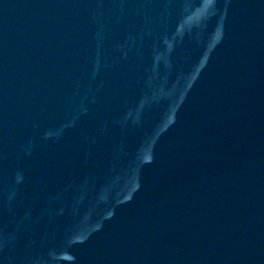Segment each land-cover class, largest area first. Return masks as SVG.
I'll return each instance as SVG.
<instances>
[{
  "label": "water",
  "instance_id": "water-1",
  "mask_svg": "<svg viewBox=\"0 0 264 264\" xmlns=\"http://www.w3.org/2000/svg\"><path fill=\"white\" fill-rule=\"evenodd\" d=\"M0 264H264V0H0Z\"/></svg>",
  "mask_w": 264,
  "mask_h": 264
}]
</instances>
